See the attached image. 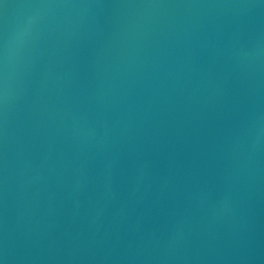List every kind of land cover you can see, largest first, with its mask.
Masks as SVG:
<instances>
[{"label": "water", "instance_id": "1", "mask_svg": "<svg viewBox=\"0 0 264 264\" xmlns=\"http://www.w3.org/2000/svg\"><path fill=\"white\" fill-rule=\"evenodd\" d=\"M0 264H264V0H0Z\"/></svg>", "mask_w": 264, "mask_h": 264}]
</instances>
